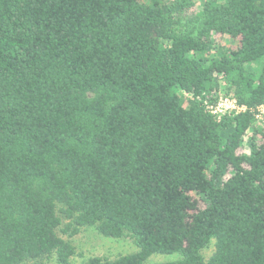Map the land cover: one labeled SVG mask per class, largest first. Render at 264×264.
<instances>
[{
	"label": "trees",
	"instance_id": "1",
	"mask_svg": "<svg viewBox=\"0 0 264 264\" xmlns=\"http://www.w3.org/2000/svg\"><path fill=\"white\" fill-rule=\"evenodd\" d=\"M261 105L264 0H0V264H264Z\"/></svg>",
	"mask_w": 264,
	"mask_h": 264
},
{
	"label": "rangeland",
	"instance_id": "2",
	"mask_svg": "<svg viewBox=\"0 0 264 264\" xmlns=\"http://www.w3.org/2000/svg\"><path fill=\"white\" fill-rule=\"evenodd\" d=\"M232 99L230 97H224ZM258 118L264 120V106L260 107ZM263 124V122H261ZM65 237V236H64ZM74 245L75 254L71 257L69 264H80L88 257L93 255L103 256L107 258H115L119 255L129 254L138 250V247L128 237L111 238L98 233L93 227H82L78 233L68 237ZM214 241L211 240L209 244L201 250L205 260L212 254L214 250ZM180 258V254L174 253H153L147 260L146 264L156 262L172 261ZM53 259L43 261L42 264H52Z\"/></svg>",
	"mask_w": 264,
	"mask_h": 264
},
{
	"label": "built area",
	"instance_id": "3",
	"mask_svg": "<svg viewBox=\"0 0 264 264\" xmlns=\"http://www.w3.org/2000/svg\"><path fill=\"white\" fill-rule=\"evenodd\" d=\"M262 106L264 105H261V107ZM242 109L243 107H239L234 99H228L223 97L219 99L218 103L214 107H211L210 111L212 113H221L229 110H242Z\"/></svg>",
	"mask_w": 264,
	"mask_h": 264
}]
</instances>
